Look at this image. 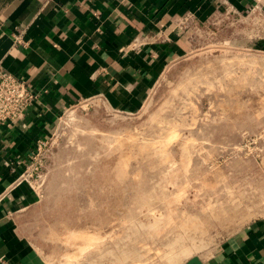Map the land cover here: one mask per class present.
<instances>
[{
  "label": "rangeland",
  "instance_id": "obj_1",
  "mask_svg": "<svg viewBox=\"0 0 264 264\" xmlns=\"http://www.w3.org/2000/svg\"><path fill=\"white\" fill-rule=\"evenodd\" d=\"M214 26L142 104L63 114L22 221L43 264H185L264 218V52Z\"/></svg>",
  "mask_w": 264,
  "mask_h": 264
},
{
  "label": "crops",
  "instance_id": "obj_2",
  "mask_svg": "<svg viewBox=\"0 0 264 264\" xmlns=\"http://www.w3.org/2000/svg\"><path fill=\"white\" fill-rule=\"evenodd\" d=\"M220 1L0 0V61L40 92L22 124L0 125V264H43L22 224L40 198L16 181L57 116L97 94L114 108L142 104L192 48L176 18L191 10L206 21ZM225 1L243 9L252 0ZM21 32L24 43H16ZM258 45L264 49V41ZM185 264H264V218Z\"/></svg>",
  "mask_w": 264,
  "mask_h": 264
},
{
  "label": "built area",
  "instance_id": "obj_3",
  "mask_svg": "<svg viewBox=\"0 0 264 264\" xmlns=\"http://www.w3.org/2000/svg\"><path fill=\"white\" fill-rule=\"evenodd\" d=\"M220 5L206 21L201 20L191 10L176 18L175 26L178 31L189 32V41L192 44V48L187 55L194 51L195 45L200 42L201 38L212 37L215 33L214 25H218L220 31H226L229 27H234V31L242 33L243 38L249 41L250 46L258 47V42L264 41V0H252L243 9L225 0L220 1ZM14 39L16 43H24L23 33H17ZM259 48L264 52L263 48ZM187 55L183 56V58L187 57ZM39 96L40 92L35 90L27 78L6 69L0 61V125L22 124L28 108ZM94 101L100 102L105 106L110 105L103 94H97L83 98L77 103L66 107L57 116L50 134L41 137L35 143V150L32 152L24 171L18 176L16 184L27 182L31 187H34L32 181H35L36 177L40 176L39 170L42 166L43 158L46 151L49 150L47 148L48 142L56 135L53 130L57 128L63 114L72 108L76 109L83 104L89 105ZM110 107L117 109L111 105Z\"/></svg>",
  "mask_w": 264,
  "mask_h": 264
}]
</instances>
